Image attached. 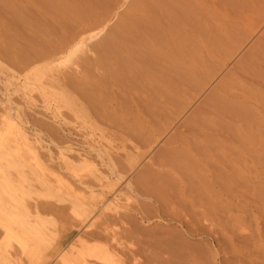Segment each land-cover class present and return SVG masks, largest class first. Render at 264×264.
I'll list each match as a JSON object with an SVG mask.
<instances>
[{"label":"bare ground","instance_id":"obj_1","mask_svg":"<svg viewBox=\"0 0 264 264\" xmlns=\"http://www.w3.org/2000/svg\"><path fill=\"white\" fill-rule=\"evenodd\" d=\"M118 1L0 0V57L5 64L20 72L40 60L63 52L72 41L79 38L74 43L77 47L78 43H84V36H80L86 29L103 27L109 21ZM206 2L132 0L115 26L102 39L92 44L93 47L84 50L86 54L92 51L90 53L95 56L82 54L81 65L84 70L80 69L84 72L80 71L81 75L71 71L73 74L63 75L55 80L51 75L46 76L43 69L39 72L35 69L31 73L34 70L32 67L28 69V73L30 76H37L38 80L44 79L48 88V85L53 87L57 81L56 88L61 83L59 88H65L63 85H66V88L74 89L73 92L79 94L77 100H80H75V104H78L74 109L79 106V114L87 113L92 119L95 117L90 116L93 112L105 120H111L114 125L112 127L119 129H116L119 134L123 133V136L120 135L123 138H118L130 141L132 145H129L134 153V150H139L135 155L139 159L156 137L164 133L186 109L195 94L214 76L217 68L234 53L236 44L251 34L254 27L244 23L246 13L254 15L258 23L264 21V0H218L216 3L213 0L214 4L211 0H208L209 4ZM210 2L216 5L210 6ZM30 76L29 79L32 78ZM40 93L42 92L38 95ZM69 95L73 97L72 94ZM180 128L182 129L178 128L166 145L139 171L134 182H129L124 190H119L112 198L110 195L115 192V183L102 182L101 172L99 175H90L89 178L74 174L75 178L70 180L56 178L60 183L53 184L46 177L44 179L42 174L37 173L43 178L39 179V175L36 178V173L33 174L36 167L32 166L35 171L31 169L30 176L33 175L37 180H31L36 186H42L41 190L38 188L40 192L35 191L38 195L36 194V199L32 198L33 202L20 197V191L16 190V193V188H13L20 186V182L22 186L23 179L19 183H12L14 190L7 192L9 196L12 194L10 201H6L8 198L5 195L0 196V217L3 218H0V234H3V239H17L22 252L30 237L42 242V247L48 243V249L44 245L43 251H48L44 252L43 258H54L57 264H208L207 258L210 255L206 257V246L188 241L186 232L193 236L211 230L235 233L243 228L241 207L248 202L258 206L260 216L264 217V38L245 54L235 69L226 74ZM15 140L13 141L16 142ZM6 148L4 152L9 151ZM8 151L5 154L12 159ZM0 152L4 154L1 149ZM3 156L0 157V162H7V157ZM64 158L65 156L62 158L64 163L71 161ZM108 160L106 162H114V159ZM5 162H2L3 165L7 164ZM114 163L117 167V161ZM115 167L109 166L118 178L119 169ZM4 169L6 172L0 170V182H3L4 187L5 182L10 187L9 178L14 176V180H20L23 173L26 175L23 171L18 175L22 169H18V174L15 172L17 170L10 169L16 176L11 173L9 177L7 168ZM40 169L42 172L43 168ZM40 169L37 168L39 172ZM48 169L44 168L50 174L52 172L51 176L54 175L55 171ZM32 181L28 178L29 183ZM26 184L23 183L24 186ZM2 185L0 184V188L6 189ZM33 186L35 185L31 187ZM23 190L25 189L22 192ZM26 192L29 193L27 190ZM65 193L68 196L65 197ZM129 193L147 197L154 202L155 207L146 202L139 203L134 213L119 212L118 208L121 206L112 202H117L120 199L118 196L130 195ZM240 196L245 199L242 200V205L236 201ZM55 201L61 202L60 205ZM57 206L56 211L61 210L63 216L61 221L65 220L64 224L61 223V228L50 232L52 229L49 227L50 230L47 231L42 219L43 223L39 226L29 223L31 212L38 217L42 211H52ZM155 208L161 215L177 221L180 228H141L138 218H149ZM96 209H102L100 217L96 216L99 222L95 216L94 221L90 218L89 222L88 217ZM122 219L132 223V227L124 229V234L110 228L112 223H120ZM64 237H67L64 242L72 238L62 246ZM129 239L132 241L127 244ZM6 241L3 245L0 244V264H20L21 260L16 262L19 252L12 250L14 247H7L11 243ZM4 244L7 246L4 247Z\"/></svg>","mask_w":264,"mask_h":264},{"label":"rangeland","instance_id":"obj_2","mask_svg":"<svg viewBox=\"0 0 264 264\" xmlns=\"http://www.w3.org/2000/svg\"><path fill=\"white\" fill-rule=\"evenodd\" d=\"M131 1L132 0H119L117 7H115V9L113 10V12L110 16L109 21L103 27L97 26V27H93L92 29L88 28V29H86L87 31L85 30V32H83L81 34L82 36H80V37H83V36L85 37V38L83 37L84 43L80 42V43H78L79 45L77 44L78 46L75 47L74 43L78 42V40H79V38H77L76 40L72 41L70 46H68V48H66L63 52H61V53H59L53 57L46 58V59H43V60H40V61L34 63L32 66H30V67L34 68V70H32L30 72L34 73L33 71H35V69H38V72H39L40 70L43 69L45 71V73H47L46 76L47 75H49V77L52 76V79H55V80H56V78H59L63 75L73 74L72 73L73 71L75 73H77L78 75H81L84 72V71H81V69L84 70L83 69L84 66L81 65L82 64L81 59L83 58V57L81 58V56H84L82 54H85V55H87V54L92 55L93 54L92 56H95L94 53H90L92 51H89L86 54V52L84 50H86L87 48L93 47L92 44H95L96 42L99 41V39H102V37H104L115 26V24L117 23V21L120 18L121 13H123L124 11H126L128 9ZM204 1L206 2V0H204ZM212 1L213 0H211V2ZM216 1H218V0H214L215 3H216ZM211 2H210V6H212L214 4L213 2H212L213 4ZM206 3L209 4L208 0ZM215 5H213V6H215ZM33 10L35 11V9H33ZM243 20H244V23H246L247 25H251L254 27L252 29L251 34L248 36V38H246L245 40H242L236 44V48H235L234 53L226 59L224 64L220 65L217 68V71L214 74V76L205 84V86L197 94H195V96L188 103V106L186 107V109L172 122V124H170V126L168 127V129L164 133H162L161 135L156 137L155 141L152 142V144L150 145V147L148 149H146V153L139 159L135 157V155H137L139 150L138 151L134 150L135 151V153H134L133 149H131L132 146H130V145H132L131 142L128 140L127 141L125 140L126 142H128L126 145V142L124 140L120 139V138H123L120 136V135L123 136V133L119 134L120 132L117 131L119 129L113 128L114 125H113L111 120H108V119L105 120L104 118H102V117H100V116H98L92 112V114H90V116L91 115L93 117L95 116L93 118L94 119L93 120L91 117H89V114L87 116V113H85L84 115H83V112H82V114L81 113L79 114V112H80L79 106H78V109L76 107L77 110L74 109L75 105L78 104V103L75 104V102L79 100V99L77 100V98H79V94H76L75 92H73V91H75L74 89H72V88L69 89V87L66 88V85H63V84L62 85L65 86V88L64 87H63L64 89L62 87L59 88L58 85L61 83H58V85H57L58 90H57V88H56L57 81H56V83L54 82L53 87L48 85L49 86V88H48L45 86L46 82H44V79L43 80L41 79L44 82V85H43V83L41 82L40 79L39 80L36 79L37 76L35 77V75L33 76V74H31V76L29 75L30 73H28V69H31L30 67H27L26 70H25V68L21 69V71L19 72L18 69L14 70V68L12 66L5 64L4 60L2 61V57H0V131H2V133H3L2 134L0 132L1 139H2V140L0 139V142H1L0 146L3 147V149L1 147H0V149H1V151L4 152V148H6V146L8 145L7 146L8 148H6V149H9V151L8 150L7 151L10 155H12V159H10L11 156L9 158V155L7 156L5 154V153H7V151L4 152V154H0V155L1 156L4 155L3 157H7L8 161H9V159H10V161L13 160L12 162H10V161L5 162V160H3L2 161L3 163L4 162L7 163L6 165L4 164L5 167H3L4 166L3 163L0 162V164L2 163L0 165V170L4 171V170H6L4 168H7V172L9 174L8 175L9 177L11 176L10 175L11 173H12V176L13 175L16 176V174H18V171H19L18 169H22V170H20V173L18 174L19 176H20V174H22L21 171L26 172V175H25V173H23V178H22V176H21V178L19 176H17V178L19 177L20 180L19 179L14 180V179H16V177H14V176L11 177L12 179L9 178L10 181L8 179V181H9L8 186L10 185L11 188L7 187V182H5L6 187H4L3 186L4 184L2 185L3 182L1 181L2 183L0 182V184L3 186V188H6V189L2 190V188H0V190H1L0 196L3 197L5 195V198L6 199L8 198V200H6V201H10L12 199L11 198L12 194H10V196H11L10 197L9 193H7V192L13 191L14 190L13 188H16L15 191L19 190L20 193L22 194V195L19 194L20 197L21 196H22V198L25 197L27 199V201L30 200V202L31 201L33 202L32 198L34 197L33 199H36V197L38 195L37 192H35V191L40 192V190H41L40 188H42V186L39 185L40 184L39 182H38L39 184H37V185H39L40 187L36 186V184H35V182H36L35 180H37L36 176H38L39 174H42L44 179L47 178V180L48 179L51 180L50 182H52L53 184H58L60 182L56 178H61L60 180H64V181L74 179L75 176H77V177L80 176L81 178L82 177L83 178H86V177L89 178L90 175L94 176V174L96 175V173L99 175V172H101L100 173L101 179L103 178V180H104V181L101 180L102 182L107 181L105 183H112V182L115 183V186H114L115 192L113 195H110V198L114 197L115 193H118L119 190H124L128 186L129 182H134L139 171L141 169H143L144 166H146V163H148L151 160L152 156L157 154L166 145L168 139L175 132L178 131V128H179V130L183 128V127L180 128V126L185 122L186 118L188 116H190V114L193 111H195L197 109V107L200 106V104L205 99V97H207L213 91V89L221 82V80L226 76V74L231 72V70L235 69L238 66L239 62L242 60V58L245 56V54L248 53L256 45V43L258 41H260V39L264 38V21L258 23L256 21L255 16L250 14V13H246ZM72 47H75V49H72ZM83 52H85V53H83ZM51 62H53V63L51 64ZM78 68L79 69L81 68V69L78 70ZM73 69L78 70V71H75ZM80 71L82 72L81 74H80ZM26 74H28V75H26ZM25 75H26V77H25ZM28 76L32 77L33 79L32 78L29 79ZM27 78H28V80H27ZM59 86H61V85H59ZM66 89L67 90L69 89V90L67 91ZM39 92H42V93H40V95H38ZM46 93H47V95H46ZM57 93H58V95H57ZM74 93L76 94V96L74 95ZM42 94H44V95H42ZM66 94L68 96H66ZM69 94H72L74 98ZM69 96H70V98H69ZM6 98H7V100H6ZM67 98H69V99H67ZM73 99H74V101H73ZM35 101H37V102L35 103ZM17 102H19V103H17ZM32 104H33V106H32ZM9 108H11V111L9 110ZM7 110L10 111L11 114ZM24 111H26V113ZM6 114H7V116H6ZM19 116H20V119H18ZM84 116H87V118ZM4 117H5V120L3 121ZM97 117L100 119H98ZM101 118L104 120H102ZM63 119H64V121H62ZM66 119H67V121H66ZM97 119H98V122L96 124L95 121ZM23 120H24V122H22ZM19 121H21V122L19 123ZM25 121H26V123H25ZM33 121H35V122L37 121V122L35 123ZM99 121H100V123H99ZM102 122H103V125H102ZM51 123H52V125H50ZM107 123L109 125H107ZM35 124H36V126H35ZM53 124L55 126H53ZM23 129L26 132H24ZM21 131L23 132L22 134H21ZM117 133H118V136H117ZM2 135H4V136H2ZM2 137L5 139V142H3L4 139ZM111 137L113 138V140ZM118 137H120V138H118ZM115 138H117V140ZM6 139H7V141H6ZM104 139H106V140H104ZM11 140H12V145H11ZM13 140H15L16 142H14ZM119 140H120V142L121 141L122 142L121 143L118 142ZM105 141L107 142V144ZM25 142H27V143H25ZM5 143H7V144L5 146H3L2 144H5ZM8 143H10V144H8ZM16 144H17V147H18V145H19V147H21L22 151L20 150L19 147L18 148L16 147ZM53 144H54L55 148L52 147ZM91 145L93 147L90 148L89 146H91ZM96 145L98 147H96ZM9 146H11V148L14 146L15 147L11 149V148H9ZM32 146H34V147H32ZM57 146L59 149L57 148ZM114 147H116V148H114ZM140 148H141L140 150H142V147H140ZM17 149H19V150H17ZM14 150H16V152ZM124 150H125V152H124ZM60 151L62 153L61 156L59 155V154H61ZM77 151H79L80 155L81 154L82 155L80 156L79 152H77ZM18 153L20 154V156H18L19 155ZM87 153H89V154H87ZM83 154H85V155H83ZM86 155H88V156H86ZM111 155H113L114 157ZM63 156H65L66 160L69 159V161L70 160L71 161L70 162L65 161L66 163L68 162V164L64 163V161L62 159ZM110 156L112 157V159L110 158ZM36 157H37V159H36ZM48 157H51L52 159H50ZM65 158H64V160H65ZM108 158H110V159L108 160ZM15 159H17V160H15ZM107 160L108 161L113 160L114 162L117 161L116 166L117 165L118 166L115 167L114 162L113 163L106 162ZM72 161H74V162L72 163ZM20 163H21V165H20ZM106 163L108 166L106 165ZM121 163H122V165H121ZM57 164H58V167H57ZM7 165H9V166H7ZM39 165L41 167H39ZM110 165L114 166L116 169H119V170H117L118 171V178H116V176L110 170V168H109ZM32 166H34V168L36 167L35 168L36 172H34V173H33V170L35 171V169ZM59 166H61V167H59ZM66 167L69 169L67 170ZM37 168L38 169L43 168L42 172H41V169L39 172V170H37ZM44 168H47V169L50 168V171H51V169L53 172L55 171L54 175L51 176L52 172L50 174V172L44 170ZM10 169H12L13 171L17 170V171H15L16 174H13V171ZM31 169H33L32 170L33 174L36 173L34 175L36 177L35 179L33 178V175L30 176ZM57 169L59 171H57ZM60 169H62V170H60ZM43 170H44V173H43ZM107 170L110 171L111 173H108ZM62 171L64 174L62 173ZM65 171H67L68 174ZM71 171H74V173ZM4 172H6V171H4ZM75 172H77V173H75ZM37 173H39V174H37ZM59 173H61V176ZM43 174H45V176ZM102 174H103V176H102ZM25 176H26L25 179L27 181L24 179ZM39 176H41V175H39ZM42 176L39 177V179L43 178ZM53 176H54V179L52 178ZM28 178L30 181H32L34 179L33 181H35V182L32 181L29 183ZM107 178H110V179H107ZM21 180H22V186H24L23 183L24 184L27 183L28 186L26 184L24 186L25 188L22 187L21 182H20ZM18 181L20 182V186L19 185H17V187L13 186L12 183L15 184ZM29 184H32V185L34 184L35 186L31 187L32 185L29 186ZM12 186H13V188H12ZM18 186L20 189L18 188ZM36 187H37V189H35ZM32 188L35 190H33ZM22 189H25V190H23V192H22ZM26 190L29 191V193L26 192ZM30 190H33V191L31 192ZM15 191H14V193H15ZM16 193H17V191H16ZM2 194H3V196H2ZM129 194L130 195L122 194L121 196H124V198L121 196H118V198H120V199L117 202H116V200L114 202H112L119 207L121 206L120 208H118V209H120L119 212H121V213H126V212L134 213L135 212L134 210H136L135 207H138V205H140L141 203L150 202L152 205L154 204V202L149 200L147 197L145 198L144 196L139 195V194L138 195L137 194L133 195V193H129ZM66 195L67 194L65 193L64 196L66 197ZM242 200H245V199L241 196L239 197V199L238 198L236 199L237 202H239V203L241 202L240 203L241 205L244 203V201H242ZM133 201L137 202V204ZM8 203H10V202H8ZM54 203H57V202L55 201ZM60 203L58 202L57 205L58 204L60 205ZM155 205H157V204L155 203ZM247 207H249V209ZM257 207L258 206H256L253 203H250V202H248L246 206H245V204L242 205L241 214H243L242 216L244 217L243 218L244 224L242 226L243 228H241L240 230H238L237 232L232 233V234H231V232H225L224 233L222 231L221 232L220 231L215 232L214 230H211L205 234L193 236V235H189L185 231L184 228H181V229L184 232H186L188 241H190L191 243L196 244V245L199 243L198 245L202 244L201 246H206L205 248L208 249V252L206 251V253H207L206 257H208L210 255L207 258L208 264H264V223H262V222H264V217L260 216ZM56 209H58V206H57V208H55L52 211L49 209L44 210L45 212L42 211L40 213V216H38L39 219L35 215L34 212H31L32 216L30 215L29 216L30 218L28 217V219H30V221H31V222L29 221V223L31 225H34V226H39V225H42V223L44 222L43 225H46L45 227L48 229L47 231L50 230L49 227L52 229V230H50V232L55 230V229L61 228L60 227L61 223L64 224L65 220L62 218L64 223L61 221V216H62L61 210H59V211L57 210L58 211L57 212ZM96 210L93 213H91L90 216L88 217L89 222H91L90 218H92L94 221V216H95V219H97V217L98 218L100 217L99 215L101 214L100 212L102 209H98L97 211ZM154 210H156L157 212L155 211L156 212L155 213ZM154 210L152 211L153 213L152 212L150 213L149 218H144V219L138 218V223L140 222L139 225L141 226V228H142V226L144 229H146V228L150 229V228H154V227L156 228V227H160V226H163V227L168 228V229L169 228L170 229L180 228V225L177 223V221L170 219V217L167 215H161L160 212L156 208ZM108 211L110 212L111 210H108ZM246 211H247V213H246ZM69 212H70V210H69ZM33 215L36 216V218ZM0 218H2V217H0ZM33 218H35L34 221H33ZM9 219H10V217H9ZM37 219H38V222H37ZM41 219L43 222L41 221ZM97 221L99 222V219H97ZM97 221H95V223ZM37 223H40V224H37ZM56 224H57V226H56ZM131 224L132 223L127 221V219H125V221H123V219H122L120 223H119V221L112 223L110 225L111 226L110 228L113 230L115 228L114 231L122 232L124 234V229H126L128 227L129 228L132 227ZM151 224H152V226H151ZM2 235L3 234H0V244L1 245H3L2 243H4L6 241L5 240L6 238L3 239L4 236H2ZM214 235H215V237H214ZM66 238L67 237L63 238L62 246H64L65 243L68 240H70L72 237H70L68 240H66V242H64ZM2 239H3V241H2ZM10 240H12V241L10 242ZM10 240H7L6 242L9 241V243H11V244L8 246L4 244V247L7 246L11 249H12V247H14L12 250L19 252V254L16 255V262H19L21 260L19 262L20 264H24V263L25 264H57V263H55L54 258L49 259V260L46 258H43L44 257L43 254L45 255L44 252L48 251L47 250L48 249V245H47L48 243L44 244V242H43V244L45 246L47 245L46 251H43L45 249V246L43 245V247H42V245H41L42 242L39 243L35 240L34 237H30V239L28 238V240H27V245H26V249H25L26 252L24 251L25 252L24 253L21 251L22 250L21 244L18 243L17 239H14V240L10 239ZM229 240H231L232 243ZM131 241H132V239L131 240L129 239L126 242H127V244H130ZM133 241L135 242V240H133ZM216 241H219V242H216ZM9 243H7V244H9ZM137 243H138V240H137ZM207 244H209V245H207ZM235 244H237V245H235ZM234 248H236V250H238V251L237 252H236V250L234 251ZM21 253H22V255H21ZM41 257L43 259H41ZM18 258H19V260H18Z\"/></svg>","mask_w":264,"mask_h":264}]
</instances>
